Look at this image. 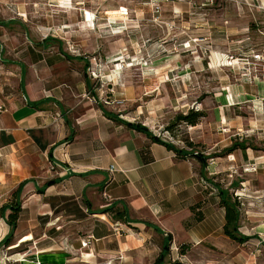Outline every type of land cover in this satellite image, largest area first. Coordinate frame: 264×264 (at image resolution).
I'll list each match as a JSON object with an SVG mask.
<instances>
[{
    "label": "rangeland",
    "instance_id": "1",
    "mask_svg": "<svg viewBox=\"0 0 264 264\" xmlns=\"http://www.w3.org/2000/svg\"><path fill=\"white\" fill-rule=\"evenodd\" d=\"M86 11L94 17L93 26ZM123 16L127 19H116ZM9 17L16 20L0 25L1 47L24 41L30 37L27 29L37 26L32 39L50 38L48 52L80 57L73 64L88 78L85 95L92 103L147 124L193 155H204L205 164L220 167L212 173L199 157L209 173L208 189L229 187L241 201L239 230L251 236L244 243L224 237L216 244L170 248L164 264H264V233L251 231L254 222L264 221V196L238 189L239 183L246 187L239 180L247 178L248 169H259L240 164L244 149L250 146L264 158V0H0V21ZM17 46L0 47V86L2 62L12 69L7 86H18V67L11 60ZM191 107L206 112L198 125L177 118ZM153 109L155 115L149 113ZM231 145L236 147L228 152ZM19 155L7 161L0 154V169H10L9 183L0 188V207L14 202L13 168L37 180V148L28 146ZM36 189L28 184L20 192L21 222L10 245L28 230L37 233ZM7 228L0 212V241ZM28 242L21 247L27 249ZM6 248L0 243V264L23 263L8 260Z\"/></svg>",
    "mask_w": 264,
    "mask_h": 264
},
{
    "label": "crops",
    "instance_id": "2",
    "mask_svg": "<svg viewBox=\"0 0 264 264\" xmlns=\"http://www.w3.org/2000/svg\"><path fill=\"white\" fill-rule=\"evenodd\" d=\"M85 16L93 26L91 12ZM15 20L9 17L2 25ZM27 30H31L29 38L1 47L21 46L11 59L18 67L16 88L7 86L12 69L1 63L0 154L9 161L28 146L37 148V180L28 179L16 167L12 170L19 173L13 174L16 185L22 181H26L24 186L37 185V233L28 230L7 246L8 260L20 264H164V259L153 257L162 250L165 234L172 236L169 249L173 252L183 242L194 248L231 238L223 232L225 207L218 202V191L207 187L209 173L199 172V157L190 151L177 155L146 132L104 114L100 104L85 95L88 78L86 74L82 78L81 69L73 64L80 57L63 50L48 52L51 39L37 43L32 39L37 26ZM156 110L149 113L155 115ZM243 153L246 158L240 164L259 169H248L247 178L239 180L246 187L239 183L238 189L264 196L263 155L250 146ZM212 164L203 167L209 166L212 173L219 170ZM9 171L0 169V188L9 183ZM49 180L53 182L45 185ZM200 198L206 200L204 217L191 222L190 204ZM109 204L124 207L126 219L113 211L103 212ZM251 231L263 235L264 221L254 222ZM29 235L32 238L22 241ZM27 241L32 242L24 249L21 245ZM85 241L87 245L82 246ZM35 257L37 262H32Z\"/></svg>",
    "mask_w": 264,
    "mask_h": 264
},
{
    "label": "trees",
    "instance_id": "3",
    "mask_svg": "<svg viewBox=\"0 0 264 264\" xmlns=\"http://www.w3.org/2000/svg\"><path fill=\"white\" fill-rule=\"evenodd\" d=\"M100 107L103 109V113L106 114L107 116L117 119L121 122H123L127 126H132L134 128H137L143 132H146L147 135L150 137L151 140L157 141V142H162L165 143L169 148L173 149L177 155H184L186 152H188L184 146L177 145L170 141L169 139L163 137L161 134L158 135L157 133L153 132L151 128L147 126V124H143L142 122L138 121H132V120H127L121 117L119 114L112 113L110 112L106 107H104L102 104H100ZM205 111L202 109H194L191 107L186 113L180 112L177 114V118L180 120L185 121L186 123H196L200 120V118L205 115ZM240 145V144H239ZM240 146H246L245 144H241ZM235 145H231L226 148V150L229 152L231 149L235 148ZM198 153V151L196 152ZM198 157H200L204 164H205V159L206 157L204 155L197 154ZM199 172L203 175L204 172L203 170H199ZM53 181L49 180L46 181L45 185L51 184ZM26 181L20 182L16 189L13 191L12 195L14 197V202H8L3 204L0 207V212H1V217H4L6 220V223L10 226L9 232L4 236V238L0 241L2 244H6L7 246L10 245V236L13 232V230L17 226V220L19 217V212L21 210L20 206V200H18L20 192L25 185ZM37 190V189H36ZM37 192V191H36ZM219 204L221 206L225 207V222L223 224V232H225L229 237L234 239L235 241H245L249 239L251 235L245 234L239 230V220H240V214H241V201L239 199L237 200V196L233 194L232 191L229 190V187L226 186H219ZM205 198H200L198 200L193 201L192 204H190V209L192 212V220L193 221H199L203 219L204 217V211L203 207L205 205ZM8 211L5 213V211ZM113 211L114 215L118 218L126 219V210L124 207H121L119 205H114V204H109V207L104 209L103 212H109ZM172 236L171 234H165L164 239H163V244H162V250L156 257V260H161L164 258L166 255L167 251H169V246H170V240ZM186 243L183 242L179 244L180 248L183 249L184 245ZM178 246V247H179ZM184 250V249H183Z\"/></svg>",
    "mask_w": 264,
    "mask_h": 264
},
{
    "label": "built area",
    "instance_id": "4",
    "mask_svg": "<svg viewBox=\"0 0 264 264\" xmlns=\"http://www.w3.org/2000/svg\"><path fill=\"white\" fill-rule=\"evenodd\" d=\"M1 105H0V109H1ZM114 168V164L112 163V164H110V170H112ZM81 245L82 246H86L87 245V242L85 241V242H81Z\"/></svg>",
    "mask_w": 264,
    "mask_h": 264
},
{
    "label": "bare ground",
    "instance_id": "5",
    "mask_svg": "<svg viewBox=\"0 0 264 264\" xmlns=\"http://www.w3.org/2000/svg\"><path fill=\"white\" fill-rule=\"evenodd\" d=\"M30 238H32V236L31 235H29V236H26V237H24L23 238V240L22 241H25V240H27V239H30ZM20 242V241H19ZM16 246V245H15ZM25 260V259H24Z\"/></svg>",
    "mask_w": 264,
    "mask_h": 264
},
{
    "label": "water",
    "instance_id": "6",
    "mask_svg": "<svg viewBox=\"0 0 264 264\" xmlns=\"http://www.w3.org/2000/svg\"><path fill=\"white\" fill-rule=\"evenodd\" d=\"M4 22H6V21H0V23H4ZM1 47V46H0Z\"/></svg>",
    "mask_w": 264,
    "mask_h": 264
},
{
    "label": "flooded vegetation",
    "instance_id": "7",
    "mask_svg": "<svg viewBox=\"0 0 264 264\" xmlns=\"http://www.w3.org/2000/svg\"><path fill=\"white\" fill-rule=\"evenodd\" d=\"M0 25H2V23H0Z\"/></svg>",
    "mask_w": 264,
    "mask_h": 264
}]
</instances>
